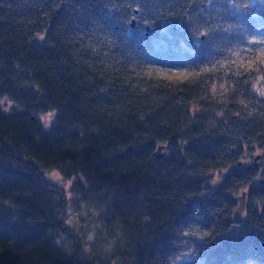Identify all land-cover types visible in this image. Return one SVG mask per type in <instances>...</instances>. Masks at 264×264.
Here are the masks:
<instances>
[{
  "label": "trees",
  "instance_id": "16d2710c",
  "mask_svg": "<svg viewBox=\"0 0 264 264\" xmlns=\"http://www.w3.org/2000/svg\"><path fill=\"white\" fill-rule=\"evenodd\" d=\"M3 97L0 264H264V0H0Z\"/></svg>",
  "mask_w": 264,
  "mask_h": 264
},
{
  "label": "rangeland",
  "instance_id": "374dc122",
  "mask_svg": "<svg viewBox=\"0 0 264 264\" xmlns=\"http://www.w3.org/2000/svg\"><path fill=\"white\" fill-rule=\"evenodd\" d=\"M140 74L147 75H157L165 78H183L186 77L190 70L188 68H167V67H156V66H144L139 69ZM0 105L6 110L11 109L12 106H15V102L11 101L8 97H3L0 99ZM19 109L22 107L19 106ZM55 113L56 110L47 111L44 113H39L37 116L43 121L46 129L51 127V124L55 122ZM254 157L246 156L241 160L240 164H234L229 166L227 169H214L209 173L211 188H216L221 180L222 173L228 170H243L247 166L260 163L259 155L254 151ZM47 177L56 183L60 184L65 188L69 197L72 196L70 192L71 182L73 178H67L60 173L57 169H47L45 170ZM241 194V193H239ZM238 195V193H236ZM71 205L68 208L69 216L67 218V224L71 225L73 228L74 235H79L84 240V248L86 251H89L90 241L93 239V229L91 228L92 223L90 220H87L85 216V206L79 204L78 202L71 201ZM238 204V202H237ZM237 217L244 219V213L238 215ZM72 237L61 233L59 236L55 237V241L67 248L68 250H72L74 248V243L77 241H73Z\"/></svg>",
  "mask_w": 264,
  "mask_h": 264
},
{
  "label": "water",
  "instance_id": "95a60500",
  "mask_svg": "<svg viewBox=\"0 0 264 264\" xmlns=\"http://www.w3.org/2000/svg\"><path fill=\"white\" fill-rule=\"evenodd\" d=\"M134 21L133 24L134 25ZM183 25V22L181 20L177 21L175 24V28L179 29L181 28ZM164 148H165V144H159L157 149H156V155L157 157H162L164 155ZM129 149H132V146L129 147ZM232 199L234 201H237L238 204L235 208V216L237 217L238 215L244 213L245 208H246V203H247V198H246V192L243 191L241 194L238 195H232Z\"/></svg>",
  "mask_w": 264,
  "mask_h": 264
}]
</instances>
